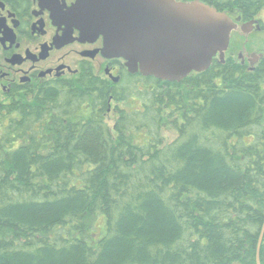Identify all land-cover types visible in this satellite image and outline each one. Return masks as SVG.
Masks as SVG:
<instances>
[{"label": "trees", "instance_id": "16d2710c", "mask_svg": "<svg viewBox=\"0 0 264 264\" xmlns=\"http://www.w3.org/2000/svg\"><path fill=\"white\" fill-rule=\"evenodd\" d=\"M263 224L264 59L180 83L88 71L0 107V264H257Z\"/></svg>", "mask_w": 264, "mask_h": 264}, {"label": "water", "instance_id": "95a60500", "mask_svg": "<svg viewBox=\"0 0 264 264\" xmlns=\"http://www.w3.org/2000/svg\"><path fill=\"white\" fill-rule=\"evenodd\" d=\"M63 16L80 31V41L102 37V55L124 60L131 74L177 83L208 71L215 58L224 62L238 28L227 12L199 0H77ZM263 241L264 224L257 264Z\"/></svg>", "mask_w": 264, "mask_h": 264}, {"label": "flooded vegetation", "instance_id": "af4514ba", "mask_svg": "<svg viewBox=\"0 0 264 264\" xmlns=\"http://www.w3.org/2000/svg\"><path fill=\"white\" fill-rule=\"evenodd\" d=\"M76 1L0 0V107L22 98L31 102L32 94L40 86L72 80L88 71L117 85L122 84L127 74L136 75L129 72L124 60L102 55V37L79 40L80 31L63 19ZM263 12L249 21L238 15L233 19L241 29L244 24L254 22L250 32L263 33ZM232 43L222 63L232 57L253 69L264 59V54L235 57ZM73 58H78L77 62ZM111 110L114 107L109 113Z\"/></svg>", "mask_w": 264, "mask_h": 264}, {"label": "rangeland", "instance_id": "374dc122", "mask_svg": "<svg viewBox=\"0 0 264 264\" xmlns=\"http://www.w3.org/2000/svg\"><path fill=\"white\" fill-rule=\"evenodd\" d=\"M236 15H233L232 18H235ZM262 18H264V12L262 13ZM232 46H231V52L234 51L235 57H238L239 54H242L243 56L252 57L253 55H262L264 54V32H250V33H244L241 29V27L237 28L236 31L232 33L231 36ZM230 49V46H229ZM226 53H228L230 50ZM73 58L74 62H77L76 58ZM69 61H71V58H69ZM114 120V113L109 114V120ZM111 122V121H109ZM163 135L165 136L167 141H173L176 138V133L170 129L165 128L163 131Z\"/></svg>", "mask_w": 264, "mask_h": 264}]
</instances>
